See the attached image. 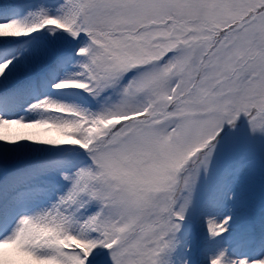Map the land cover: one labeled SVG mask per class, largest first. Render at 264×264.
I'll return each mask as SVG.
<instances>
[{"label": "snow or ice", "instance_id": "6c2138e0", "mask_svg": "<svg viewBox=\"0 0 264 264\" xmlns=\"http://www.w3.org/2000/svg\"><path fill=\"white\" fill-rule=\"evenodd\" d=\"M0 264H264V0H0Z\"/></svg>", "mask_w": 264, "mask_h": 264}]
</instances>
